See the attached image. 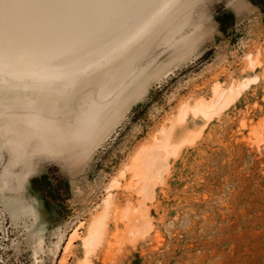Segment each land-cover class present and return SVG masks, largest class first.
<instances>
[{
  "label": "rangeland",
  "instance_id": "1",
  "mask_svg": "<svg viewBox=\"0 0 264 264\" xmlns=\"http://www.w3.org/2000/svg\"><path fill=\"white\" fill-rule=\"evenodd\" d=\"M0 44V264H264V0H0ZM55 52L72 74L12 75ZM162 128L148 198L129 167Z\"/></svg>",
  "mask_w": 264,
  "mask_h": 264
},
{
  "label": "bare ground",
  "instance_id": "2",
  "mask_svg": "<svg viewBox=\"0 0 264 264\" xmlns=\"http://www.w3.org/2000/svg\"><path fill=\"white\" fill-rule=\"evenodd\" d=\"M72 13L74 14L73 16H76L77 17V15H75V12H72ZM54 28H56V26ZM92 29L93 30H96L97 29V26H93ZM139 29H140V27L137 28L136 30H134V34L137 33L139 31ZM50 31L51 30H49V33H50ZM6 42L8 43V39H7V41H5V43ZM3 43H4V41H3ZM9 44L11 45V43H9ZM0 45H2V44H0ZM10 45H8L7 48H10L9 47ZM13 45L14 44H12L11 46H13ZM75 47H76L75 49H76L77 52L74 51V53L75 54L76 53H80L81 50L79 48V45L78 44H75ZM24 48H25V51H26V49H28L25 46H24ZM62 49H66V48H63L62 47ZM67 49L69 51H71V52L73 51V49H71L69 46H67ZM22 50H24V49H22ZM45 50H46V48H45ZM8 52H10V51H8ZM12 52H13V50H12ZM55 53H57V52H55ZM4 54H2V55L4 56ZM18 54H20V53H18ZM28 55H25L24 54V56L18 55L16 57L17 59H16L15 62H16L17 65H16L15 68H13L14 67V65H13L12 68L14 70L12 71V75L14 74L15 77L17 76L20 79H25L26 77H31L33 80H36V79H40V78H55V77L57 78V77L64 76V75H70L74 71V70L73 71L71 70L72 67L70 69V67L67 68V67H64L63 66L64 65L63 62L65 60L62 62V59L60 58L61 56L59 57L58 56L59 55L58 53L55 54V56H54V57H56L55 58L56 59L55 60V63H51V62H49V60H47V58H46L47 54H45L46 56L39 55V56H36V57H35L36 54H34V53H33V55H34L33 57H32V54H31V56H28ZM48 56H50V55H48ZM6 57L7 58H10L8 55ZM23 57H25V58H23ZM66 58L67 57L65 56V59ZM3 59L4 58H0L1 61H3ZM25 59H27V60L24 61ZM14 60L15 59H13V61ZM66 61H67V59H66ZM1 74L2 73H0V76H1ZM251 80L249 79V80H246V81L239 82L238 84H231V85H229L226 88H222L220 86V84H215L213 86L214 99L211 100V101H204V100L197 101L195 103V105L192 107L193 111L194 112L200 111L201 114L206 119H209V117L211 116V114L218 113L221 109H223L225 106H227L229 104V102L235 100L240 95L241 91L248 85V82L251 81ZM186 108H187V105L182 106V108H181L182 114H185L186 113L185 112L186 111ZM193 111H191V112H193ZM193 115H195V113ZM161 133L163 135V139L162 140H159L160 142L158 144H152V146H145L144 148H142L139 151L138 156L135 158V160H133V163H132L133 166H131V165H130L131 167L128 166L130 169L133 168V170H134V174L133 175H135L138 178V182H140V187L138 189V192L142 193L144 196H146L148 198H152L150 196H152V191H153V188H154L153 186L155 184V180L156 179H160L159 178V177H161L160 176V173L166 167L165 157L160 153V150L159 149L160 148L166 149V147H167V142L166 141H167L168 136H169L168 135L169 134V130H166L165 128H162L161 129ZM176 147H177V145H176ZM107 202L108 201L106 199L105 200V203L107 204ZM126 209L127 210L124 209L126 211V213H124V210H123V214H124L123 217H125V220L127 222V227L129 229V231H131L132 229H135L134 231H138V232H140V234L145 233L146 230H147V228H145V227H146V224L148 223V220H147L148 218H146V220H141L142 222H139L140 219H141L140 218V215H141V213L143 212V209H144L143 206H137L135 208L129 207V208H126ZM103 218H104V214H101L89 226L87 237L84 239V245L86 247L91 248L93 246H96V244L99 241L101 235H103L105 233L106 226H105V223L103 221ZM120 219H123V218H120Z\"/></svg>",
  "mask_w": 264,
  "mask_h": 264
}]
</instances>
